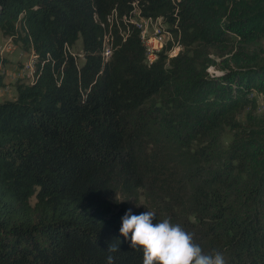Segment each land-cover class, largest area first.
<instances>
[{"label":"trees","instance_id":"16d2710c","mask_svg":"<svg viewBox=\"0 0 264 264\" xmlns=\"http://www.w3.org/2000/svg\"><path fill=\"white\" fill-rule=\"evenodd\" d=\"M138 9L186 48L148 62ZM0 28L38 55L0 101V264H143L119 232L141 196L133 214L179 224L205 254L264 264V113L238 118L264 93V0H0Z\"/></svg>","mask_w":264,"mask_h":264},{"label":"rangeland","instance_id":"374dc122","mask_svg":"<svg viewBox=\"0 0 264 264\" xmlns=\"http://www.w3.org/2000/svg\"><path fill=\"white\" fill-rule=\"evenodd\" d=\"M137 13V14H135ZM140 17V18H139ZM142 17V18H141ZM138 18V19H137ZM133 20L141 22L144 29L146 30L144 38H142L144 44H147V37L149 38L150 35L156 34V29H159V33H157L159 36L162 35V37H156V50L155 54L152 55V61H154L158 57V52L163 49L167 45H171V47L167 50L169 57L175 55L178 53V51L186 48V44L182 43L183 39L180 37L174 36L173 32L170 30V26L167 24V22H162L161 20L164 18H159L154 20H146L145 17H143L140 14V10L134 11V15L132 17ZM146 20V21H144ZM171 31V32H167ZM231 34L229 38H235L234 33L228 32ZM110 41L111 38L109 37ZM154 41L153 39H151ZM161 41V42H160ZM228 44L231 46L233 43L231 40H229ZM261 45L264 47V38L260 41ZM180 44V46H178ZM226 43H223L220 45L218 50H222L225 53V45ZM82 39L79 38L75 45L71 48V50L79 57V61H83V48H82ZM147 47V45H146ZM182 48V49H181ZM229 48V47H228ZM179 49V50H178ZM0 55L4 58H6V62H3L0 71L4 74V82L6 85L0 86V101L4 99H15L17 96V90L15 86V82L17 79H22L25 81H32L34 79L33 72L35 71L36 61L38 58V55L34 52V49H24L21 43H16L13 41L12 37L9 35H6L3 33V31L0 28ZM230 55V53L224 54L223 57ZM212 56L214 59L217 60L218 64H211L208 67V70L211 74H219L222 72V67H220V61H221V55L217 51L214 50V53H212ZM169 61V60H168ZM33 68V69H32ZM256 98V105L253 106L252 103L245 104L244 107H242V110L238 114V118L242 121H245L247 119V113L254 111L258 114L264 113V93L263 92H256L255 93ZM233 129L227 128L226 133L224 134V143L225 145H229L232 141V135L231 133H228ZM226 146L223 147L224 150H226L228 154V150ZM229 155V154H228ZM205 166L209 168V170H216L220 169V166H216V164L209 163V161L205 162ZM35 201V197L32 198V202ZM139 204L140 206H147L146 204H149L148 201L145 199L144 196H141L138 201H133L129 209L132 210L138 209L140 206H137ZM245 206H247L244 202L240 203L237 206V212L244 211Z\"/></svg>","mask_w":264,"mask_h":264},{"label":"clouds","instance_id":"9594fccd","mask_svg":"<svg viewBox=\"0 0 264 264\" xmlns=\"http://www.w3.org/2000/svg\"><path fill=\"white\" fill-rule=\"evenodd\" d=\"M136 25L139 26L137 23ZM119 232L125 240H128L130 235L132 249H142L143 264H226L221 253L205 254L202 248L193 242L191 233L179 224H173L169 219L157 221L156 213L151 210L137 215L133 214L131 208L128 209L122 217ZM119 250V247L112 244L107 248L109 253ZM106 264H114L112 255L107 256Z\"/></svg>","mask_w":264,"mask_h":264},{"label":"built area","instance_id":"2783aa9c","mask_svg":"<svg viewBox=\"0 0 264 264\" xmlns=\"http://www.w3.org/2000/svg\"><path fill=\"white\" fill-rule=\"evenodd\" d=\"M160 18H163V17L160 16ZM161 21L164 22L163 19ZM167 32H171V31H167ZM155 33L156 34L150 35L149 38L147 37V39H148L147 40V47H146L147 48V58L153 55V50L156 48L155 37H162V35L159 36L157 34V33H159V29L158 28L156 29ZM111 36H112L111 35V31H109V33L106 34L105 37H111ZM151 39H153L154 41H152ZM103 53H104V55L106 57H109L110 54L112 53V44H105Z\"/></svg>","mask_w":264,"mask_h":264},{"label":"bare ground","instance_id":"6f19581e","mask_svg":"<svg viewBox=\"0 0 264 264\" xmlns=\"http://www.w3.org/2000/svg\"><path fill=\"white\" fill-rule=\"evenodd\" d=\"M135 14H137V13H135ZM140 18V17H139ZM142 18V17H141ZM160 18V17H159ZM138 19V18H137ZM146 19V18H145ZM154 19V18H153ZM153 19H146V20H149V21H151V20H153ZM146 20H144V21H146ZM134 22H136L141 28H142V31H141V36L144 38V36H145V33H146V30L144 29V27H143V25H142V21L141 22H138V21H135V20H133ZM155 21V20H154ZM136 25V24H135ZM161 42V41H160ZM105 44H112V40L110 41V39H109V37H105ZM147 45V44H146ZM155 45H156V37H155ZM178 46H180V44L178 45ZM182 49V48H181ZM155 50H156V48L153 50V55L156 53L155 52ZM179 50V49H178ZM149 61H151L152 62V56H150V57H148L147 58ZM37 62V61H36ZM35 62V63H36ZM35 69H36V66L34 67ZM33 69V68H32ZM35 72H33V74H34Z\"/></svg>","mask_w":264,"mask_h":264}]
</instances>
